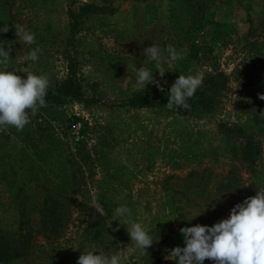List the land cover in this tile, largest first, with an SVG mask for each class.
Masks as SVG:
<instances>
[{
	"label": "rangeland",
	"instance_id": "1",
	"mask_svg": "<svg viewBox=\"0 0 264 264\" xmlns=\"http://www.w3.org/2000/svg\"><path fill=\"white\" fill-rule=\"evenodd\" d=\"M82 3L108 11L85 16L70 39L69 12ZM4 24L9 30L0 32V48L10 45L11 51L0 71L43 76L49 88L71 64L83 94L96 101L46 104L34 116L28 113L22 131L13 126L0 131L4 159L22 147L30 152L57 148L72 186L67 194L72 201L54 196L55 212L44 217L37 210L42 190L35 187L29 196L13 200L0 180V254L7 259L0 258V264H77L93 248L118 255L120 264H176L165 257L185 246L181 233L175 238L179 227L212 226L229 217L238 195L235 188L226 189L224 175L233 169L237 179L232 183L246 184L247 174L232 158L231 141L218 124L254 130L264 159V122H258L264 113L259 98L264 93V0H0V28ZM16 24L34 34V44L18 41ZM193 44L201 50L163 63V77L143 52L152 45L182 51ZM36 47L42 50L38 60H25ZM134 66L153 71L163 88H171L180 74L202 77L218 70L228 79L212 111L178 123L188 138L168 140L164 111L123 103L138 87ZM162 186L170 191L164 193ZM104 191L117 207L130 208L131 219L148 230L154 239L149 255H140L126 225H120L122 235L111 234L110 240L92 239L94 229L86 224L98 220L91 205ZM166 199L180 216L170 212ZM203 264L214 262L205 259Z\"/></svg>",
	"mask_w": 264,
	"mask_h": 264
},
{
	"label": "trees",
	"instance_id": "2",
	"mask_svg": "<svg viewBox=\"0 0 264 264\" xmlns=\"http://www.w3.org/2000/svg\"><path fill=\"white\" fill-rule=\"evenodd\" d=\"M107 11L104 6L102 7L93 3H82L76 12L70 11V22L68 24L70 39L78 31L79 23L85 16L101 14ZM200 50V46L193 44L191 49L187 50V54L189 55L192 51L193 55H195ZM201 78L202 85L196 90L194 96L187 100V103L190 105L189 109L174 106L173 109L169 110L166 104L168 103L170 88H163V91H160L156 85L144 90L133 91L123 103L131 108H155L164 111L168 118L167 124L169 129L166 132L168 140L181 138L182 135L188 138L187 132L183 126H178V123L186 121L189 117L195 118L212 111L217 104L219 94L226 88L228 76L223 71L210 70L204 72ZM45 100L46 104L49 105H60L67 101H96L95 98H87L83 94L74 65L71 64L67 66L63 79L47 89ZM26 111L29 113L31 110ZM258 122L260 124L264 122V113L261 114ZM218 131L231 141L229 150L232 158L240 164V168H243V171L247 174L246 184L244 182L241 184L237 180L232 183L231 180L237 179L236 171L233 169H229L224 175L225 180L223 183L224 185L226 184V189L232 190L235 188V192L238 195L237 204L242 203L246 198L255 196L257 191H264V159L261 158L260 140L254 130L235 123L230 125L220 123L218 124ZM47 150L35 149L33 152H30L22 147L14 152L12 150V153L7 155L5 159L0 154V180L6 181V186L11 193L12 199L20 200V198L27 197L32 189L38 187L39 190L44 192V197L41 200V206L37 210L44 217L49 214L53 215L55 212L57 206L54 203L57 205L58 201L54 196H60L63 199L72 201L67 196L72 186H70V182L65 178L66 166L59 159L61 153L57 148ZM167 150L173 152L169 148ZM174 166H178V164H174ZM161 189L164 193L170 191L169 187L162 186ZM98 202L103 206L105 214L100 215L97 211H94V215L98 217V220L95 224H86L87 227H93L94 229L92 239L98 241L110 240L111 234L116 236L122 235L121 226L118 231H110V228L114 229L117 226V220H112V226L108 227L117 204L109 197L107 191L98 194ZM165 205L169 208L170 212L177 211L175 215L180 216L179 208L170 204L168 199L165 200ZM174 220H177V218ZM39 225L45 226L47 224L39 222ZM55 225L56 223H51L49 229L54 228ZM179 235L180 231L175 235V238H178ZM12 249L14 250L12 255L16 256L19 252H16L15 248ZM149 251H152V249ZM149 251L145 253L149 255ZM3 255L5 253L0 254V258L7 260ZM135 264L140 263L136 262Z\"/></svg>",
	"mask_w": 264,
	"mask_h": 264
},
{
	"label": "clouds",
	"instance_id": "3",
	"mask_svg": "<svg viewBox=\"0 0 264 264\" xmlns=\"http://www.w3.org/2000/svg\"><path fill=\"white\" fill-rule=\"evenodd\" d=\"M14 28L20 43L29 45L35 43L34 34L24 26L16 24ZM8 30L7 24L0 28V32ZM10 51V45L7 49L0 48V63L8 62ZM41 51L36 47L24 59L35 62ZM143 52L150 60L155 61L156 69L160 77H163L165 70L161 65L183 59L187 50L177 51L172 45L163 49L152 45L144 48ZM165 53L168 61L164 59ZM132 72L135 75L137 90H144L148 83H152L163 91V86L155 79L153 71L134 66ZM201 85V77L191 75L186 77L180 74L170 88L167 108L171 110L175 106L189 109L187 100L194 96ZM47 89L48 80L43 76L27 73L26 78H22L12 71H0V131L6 130L7 126L22 131L29 123L26 110H31L34 116L40 108L47 106L45 100ZM259 98L264 100V93L259 94ZM91 206L100 215L105 214L100 202H93ZM131 216L130 208L124 205L118 206L112 214L108 227L112 226V220L120 222L113 229L114 231H118L121 224L126 225L131 240L135 242L140 255L143 256L154 239L149 235L148 230L141 223L133 221ZM179 231L183 235L185 246L171 249L165 257L175 260L176 264H203L205 259H211L214 264H264V191H257L255 196L236 204L228 218L212 226L196 224L182 227ZM96 253L98 252L95 248L84 252L79 256L77 264H120L121 258L118 255L109 257L103 253Z\"/></svg>",
	"mask_w": 264,
	"mask_h": 264
}]
</instances>
